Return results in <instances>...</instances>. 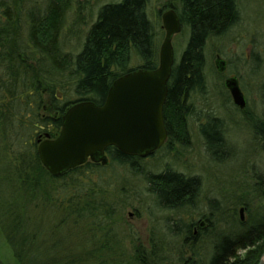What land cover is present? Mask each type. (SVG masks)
<instances>
[{
  "label": "trees",
  "instance_id": "16d2710c",
  "mask_svg": "<svg viewBox=\"0 0 264 264\" xmlns=\"http://www.w3.org/2000/svg\"><path fill=\"white\" fill-rule=\"evenodd\" d=\"M147 3L148 0H119L100 5L79 49L71 54L62 49L61 36L72 0H0V136L13 133L17 144L22 140L17 133L20 135L24 131L28 136L21 142L25 149L18 158L14 157L18 160L15 173L9 175L7 172L6 178L17 183L15 192L29 182L31 191L38 193L43 206L53 201V193H60L63 199L59 200V205L66 212L63 217L71 216L74 223L91 221L104 213L102 207L106 197L103 194L109 190L106 188L122 179L116 169L122 173L141 174L160 208L192 206L199 190L197 176L169 167L158 173L143 172L140 165L143 158L124 155L113 146L106 148L108 161L105 165L87 160L57 176L47 172L36 153L38 138H44L46 133L50 138L59 134L61 116L72 104L90 100L100 105L118 76L138 68L152 70L157 66L159 47L146 15ZM171 8L181 27H187L188 37L179 59L173 60L162 115L172 131L168 140L185 144L188 142L187 119L193 113L191 98L204 89L206 41L223 35L236 24L239 13L236 0H177V5L171 4ZM132 52L141 61L134 68L128 67ZM63 72L67 79H62ZM68 87L75 99L59 91V88L67 91ZM44 95L49 96L51 115L45 113ZM203 127L201 137L207 152L215 156L214 147H219V154L223 155L222 120L210 115ZM253 127L264 148V118L254 121ZM255 187L264 203V177L258 178ZM18 202L19 198L14 196L6 205L0 204L8 211L5 220H1L0 225L4 227H0V232L3 231L6 240L19 238L22 245L41 233L33 229V216L19 211ZM10 204L13 208L9 210ZM243 205L248 218L234 217L231 223L234 233L218 232L213 243L209 242L214 235L209 215L204 217L208 223L198 236H189L191 225L183 227L185 236L182 238L187 247L199 238L211 236L208 241L211 251L206 260L188 247L191 254L183 259V264H256L264 251V215L254 217L255 210L251 211L247 203ZM211 208L215 210L216 206ZM134 252L136 264H162L154 250H146L141 244ZM11 257L13 264H23L18 251H12ZM88 259L86 253L80 252L59 260L51 257L44 264H85Z\"/></svg>",
  "mask_w": 264,
  "mask_h": 264
},
{
  "label": "rangeland",
  "instance_id": "374dc122",
  "mask_svg": "<svg viewBox=\"0 0 264 264\" xmlns=\"http://www.w3.org/2000/svg\"><path fill=\"white\" fill-rule=\"evenodd\" d=\"M118 1L72 0L61 36L62 49L75 54L96 18L99 6ZM171 4L177 5V0H148L146 6L157 47L164 36L160 17L162 12L171 8ZM236 4L239 13L236 24L223 35L206 41L204 89L191 98L193 113L187 119L188 142L168 140V146L164 145L154 155L140 161L143 172L158 173L169 167L197 176L199 190L192 206L160 208L155 196L146 188L141 174L122 173V170L116 169L122 179L110 184L106 188L108 193L103 194L107 202L102 207L105 214L91 221L86 219L85 222L74 223L69 218L71 216L67 219L63 217L66 212L59 205V200L63 199L60 193H53V201L43 206L38 193L31 191L29 182L15 192L17 183L7 180L6 174L15 173L14 166L18 160L14 157L18 158L25 149L21 142L28 136L24 131L20 135L17 133L18 138L22 136L17 144L13 133H8V136L3 135L5 138L0 136V204L6 205L14 196L18 197L19 211L33 216V229L41 234L28 244L21 245L19 238L6 240L3 231L0 232V264H13L12 251L20 253L23 264H44L51 257L59 260L80 252L86 253L89 258L85 264H136L134 249L138 244L146 250H154L162 264H183V259L191 254L188 247L198 251L201 259L206 260L211 251L209 242L216 240V233H234L231 223L234 217L240 216L241 208L243 219L248 218L244 203L251 211L255 210L254 217L264 215V203L255 187L258 178L264 177V148L253 129V122L264 118V0H236ZM187 37L188 29L184 26L172 37L174 61L179 59ZM216 57L225 62L222 72L215 68ZM140 64V59L132 52L128 67ZM63 75L62 79H67L66 72ZM231 76L237 78L244 95L243 109L233 105L223 85L225 79ZM59 91L65 97L75 99L69 87L67 91L63 88ZM44 104L45 113L51 115L48 95H44ZM210 115L219 117L223 123V155L219 154V147H214L215 156H210L197 129L198 123L205 122ZM212 205L216 206L215 210ZM12 208L13 204H10L9 210ZM7 212L4 205L0 206V224ZM207 215L211 217L209 226H213V239L209 241L211 236L199 238L197 244L189 243L194 245L187 247L179 231H185L183 226L188 222ZM63 218L64 222L61 221ZM263 252L256 264L263 258Z\"/></svg>",
  "mask_w": 264,
  "mask_h": 264
},
{
  "label": "water",
  "instance_id": "95a60500",
  "mask_svg": "<svg viewBox=\"0 0 264 264\" xmlns=\"http://www.w3.org/2000/svg\"><path fill=\"white\" fill-rule=\"evenodd\" d=\"M160 19L164 36L154 69L138 68L118 76L100 105L90 100L72 104L61 116L59 134L50 138L46 133L43 139L38 138L36 153L50 175L57 176L87 159L105 165L108 146L127 156L145 158L163 144L166 130L162 108L173 64L171 40L181 24L173 8L162 12ZM214 63L218 72L225 69L221 58L216 57ZM223 85L233 105L243 109L245 98L237 78H226ZM239 212L242 220V208ZM258 264H264V258Z\"/></svg>",
  "mask_w": 264,
  "mask_h": 264
},
{
  "label": "flooded vegetation",
  "instance_id": "af4514ba",
  "mask_svg": "<svg viewBox=\"0 0 264 264\" xmlns=\"http://www.w3.org/2000/svg\"><path fill=\"white\" fill-rule=\"evenodd\" d=\"M163 124H164V128H165V130H166V138H165V140H164V142H163V144L158 148V149H160L161 147H163L164 145L166 146V143L168 142V137L170 136V131H171V129H170V131H169V129L167 128V127H170V125L168 124L167 126H166V124H165V121H164V118H163ZM205 124V122H202V123H198V127H197V129H198V131H199V133H200V135H201V131H202V129L204 128L203 127V125ZM171 128V127H170ZM172 132V131H171ZM187 135H188V131H187ZM109 147V146H108ZM158 149H156L151 155H154L157 151H158ZM105 152H106V149H105ZM104 152V153H105ZM105 155H106V153H105ZM107 157V156H106ZM88 160V159H87ZM86 160V161H87ZM108 160V159H107ZM88 161H90V160H88ZM92 162V161H91ZM94 163H100V162H94ZM101 164V163H100ZM207 221H206V219L203 217H200V218H198L197 220H195V221H190V222H188L187 224H185L183 227H186V225L188 226V225H191V228H190V232H191V234L189 235L190 237H193V236H198V233H200L202 230H203V228H205V226L207 225ZM180 227V226H179ZM182 228V227H181ZM182 232V231H181ZM185 236V235H184Z\"/></svg>",
  "mask_w": 264,
  "mask_h": 264
},
{
  "label": "bare ground",
  "instance_id": "6f19581e",
  "mask_svg": "<svg viewBox=\"0 0 264 264\" xmlns=\"http://www.w3.org/2000/svg\"><path fill=\"white\" fill-rule=\"evenodd\" d=\"M264 258V257H263Z\"/></svg>",
  "mask_w": 264,
  "mask_h": 264
}]
</instances>
